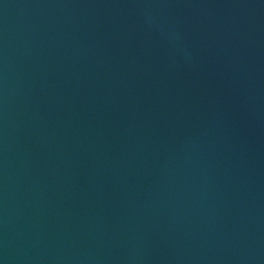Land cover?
I'll list each match as a JSON object with an SVG mask.
<instances>
[{"label":"water","instance_id":"1","mask_svg":"<svg viewBox=\"0 0 264 264\" xmlns=\"http://www.w3.org/2000/svg\"><path fill=\"white\" fill-rule=\"evenodd\" d=\"M0 264H264V0H0Z\"/></svg>","mask_w":264,"mask_h":264}]
</instances>
